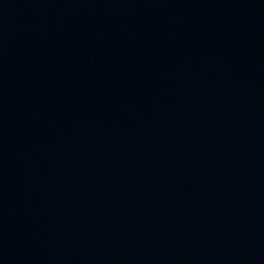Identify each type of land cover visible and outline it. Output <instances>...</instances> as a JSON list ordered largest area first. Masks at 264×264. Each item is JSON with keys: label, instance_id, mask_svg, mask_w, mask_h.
Instances as JSON below:
<instances>
[{"label": "water", "instance_id": "water-1", "mask_svg": "<svg viewBox=\"0 0 264 264\" xmlns=\"http://www.w3.org/2000/svg\"><path fill=\"white\" fill-rule=\"evenodd\" d=\"M0 264H264V0H0Z\"/></svg>", "mask_w": 264, "mask_h": 264}]
</instances>
